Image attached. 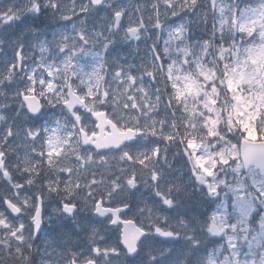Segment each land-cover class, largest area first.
I'll list each match as a JSON object with an SVG mask.
<instances>
[{
  "label": "snow or ice",
  "instance_id": "1",
  "mask_svg": "<svg viewBox=\"0 0 264 264\" xmlns=\"http://www.w3.org/2000/svg\"><path fill=\"white\" fill-rule=\"evenodd\" d=\"M0 264H264V0H0Z\"/></svg>",
  "mask_w": 264,
  "mask_h": 264
}]
</instances>
